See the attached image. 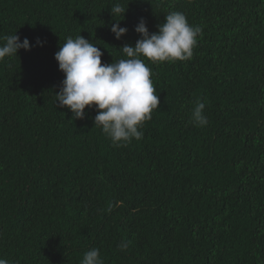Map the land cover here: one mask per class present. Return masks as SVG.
Here are the masks:
<instances>
[{
	"label": "trees",
	"instance_id": "trees-1",
	"mask_svg": "<svg viewBox=\"0 0 264 264\" xmlns=\"http://www.w3.org/2000/svg\"><path fill=\"white\" fill-rule=\"evenodd\" d=\"M172 11L202 34L187 61L145 60L160 107L140 140L116 146L94 107L76 120L57 107L68 37L112 63L141 18L154 33ZM15 33L32 47L0 60V258L80 264L98 248L104 264H264V0H0V46Z\"/></svg>",
	"mask_w": 264,
	"mask_h": 264
},
{
	"label": "clouds",
	"instance_id": "clouds-1",
	"mask_svg": "<svg viewBox=\"0 0 264 264\" xmlns=\"http://www.w3.org/2000/svg\"><path fill=\"white\" fill-rule=\"evenodd\" d=\"M128 9L121 3L111 7V15L125 17ZM115 20L111 31L117 40L128 32L120 26L121 20ZM141 36L135 45L124 44L120 50L125 58L112 63H102L104 55L100 47L90 42L83 35L68 37L55 53L59 70L64 73V80L56 93L57 107L68 108L73 120L84 119L85 109L94 107V127L103 133L116 146H125L132 139L143 137L142 129L152 119L154 110L160 107V97L151 79L152 72L145 60L152 63L187 61L193 56L197 37L202 34L200 26L189 24L183 12H169L164 22L158 25V31L150 33L147 22L141 18L135 28ZM43 46V42L37 40ZM28 38H21L15 33L6 37V43L0 46V60L17 55L21 49L31 50ZM205 103L197 101L191 110L190 122L195 126H206L208 119L204 115ZM122 251L128 243L120 244ZM0 264H13L0 258ZM80 264H104L98 248L88 250Z\"/></svg>",
	"mask_w": 264,
	"mask_h": 264
}]
</instances>
